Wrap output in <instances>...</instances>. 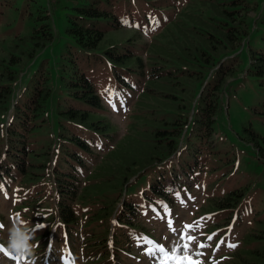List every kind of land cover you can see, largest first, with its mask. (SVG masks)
Here are the masks:
<instances>
[{
	"label": "trees",
	"instance_id": "1",
	"mask_svg": "<svg viewBox=\"0 0 264 264\" xmlns=\"http://www.w3.org/2000/svg\"><path fill=\"white\" fill-rule=\"evenodd\" d=\"M261 1L85 0L63 34L43 22L1 41L0 237L22 219L37 255L62 251L67 264H112V253L140 246L154 254L167 234L143 222L164 218L176 231L177 204L200 187L205 197L179 227L194 228L192 258L264 264L256 195L239 187L235 160L213 150L231 79L243 68L264 90V5L248 16ZM114 116L128 120L123 130ZM222 245L231 250L217 255Z\"/></svg>",
	"mask_w": 264,
	"mask_h": 264
},
{
	"label": "rangeland",
	"instance_id": "2",
	"mask_svg": "<svg viewBox=\"0 0 264 264\" xmlns=\"http://www.w3.org/2000/svg\"><path fill=\"white\" fill-rule=\"evenodd\" d=\"M84 1L85 0H0V42L6 40L5 43L6 46H8V40L13 35L17 33L26 35L30 33L35 26L43 22H52L55 31L59 34H63L68 26L67 18L72 13V9L78 5L86 4ZM263 5L264 0L260 2L259 12L252 11L248 16L252 19L256 18L257 13L261 16L264 10L261 11ZM258 32L260 33V31ZM255 36L256 34L252 36V39H254ZM4 56V54H0V58ZM229 63L230 59L227 61V64ZM241 63L243 65V62ZM28 67L30 68V65ZM239 72L236 78L231 79L230 82H232V86L230 85L228 90L221 96V108L216 116L215 141L217 145L213 150H221L223 153L227 152L228 154H225L223 157H229L235 160L237 164L235 174L238 180L249 186L251 194L253 192L254 195L258 193V200L261 201L259 204V211L261 214H264V90H262L261 87L254 88V81L245 77L243 68H241ZM216 77V73L210 78L206 77L208 80L206 89H212V84ZM114 118V122L118 125L120 130L121 128L123 130L128 120H125L122 116H114ZM213 157L215 162L220 158L219 156ZM221 166L220 172L226 171L224 178H229V169L225 168V165L222 163ZM220 172L216 175L218 176ZM189 183L190 182H188V184ZM244 185L240 184L239 187ZM230 189L231 187L228 181L223 183L222 186L212 190V195L224 193ZM194 192L196 199H187L184 204H177L175 211L177 215L174 220L178 228L176 231L166 228V220L164 218L161 219L156 217L152 220V223L149 221L143 222L146 228L154 225L167 234L166 239H159V241L163 240L167 247L166 249L169 251L186 243L185 240L181 239L180 224L190 215L194 206L201 203V200L205 197L200 187H197ZM251 224H253V222H251L250 225ZM10 226L11 224H6L7 228ZM239 227L238 232L241 234L243 230L247 231V229H249V224L245 221L239 225ZM257 227L260 230H264V224L262 223H259ZM111 234L112 233H109V236ZM4 237H6V232ZM193 247L195 248L194 244L189 250V255L194 249ZM144 250V246L130 248V252L133 253L134 256H115V258H112V264H161L160 252L147 254ZM230 250L231 248L222 245L221 250H219L220 253L217 252V255L226 254ZM61 255L62 253L59 252L58 257L55 255L53 259H48L47 255L37 256V264H53L54 260H59V256ZM138 255H140L139 258H137ZM70 258L74 259L73 256ZM77 258L80 262L85 263L83 258ZM2 260L3 258L0 257V261ZM64 263L65 262L60 260L59 264ZM3 264H29V262L16 260L4 261ZM168 264H175V261L169 259Z\"/></svg>",
	"mask_w": 264,
	"mask_h": 264
},
{
	"label": "clouds",
	"instance_id": "3",
	"mask_svg": "<svg viewBox=\"0 0 264 264\" xmlns=\"http://www.w3.org/2000/svg\"><path fill=\"white\" fill-rule=\"evenodd\" d=\"M5 231L6 237H0V264L16 260L37 264L38 241L31 223L17 219Z\"/></svg>",
	"mask_w": 264,
	"mask_h": 264
},
{
	"label": "snow or ice",
	"instance_id": "4",
	"mask_svg": "<svg viewBox=\"0 0 264 264\" xmlns=\"http://www.w3.org/2000/svg\"><path fill=\"white\" fill-rule=\"evenodd\" d=\"M198 223L199 222H197V224ZM36 227L37 228H44L45 225L37 224ZM169 227H170V229L172 227L171 221H169ZM185 229H186V231L181 236V239L185 240L186 243H184L183 245H180L178 248L172 249L171 251L166 249L163 245H160L158 247L157 251H159L161 253V264H168L169 259L175 261V264H200V261L194 260L192 258V255L188 254L189 250L192 248V245L196 241L195 237L188 234L189 232L194 231V228L192 225H186ZM212 238L213 237L211 235H209L207 237L208 240H212ZM221 243H223L222 240H221ZM229 246L235 247V245H229ZM198 247L199 248H205V247H208V245L206 243H199ZM194 255H202V253L196 252V253H194Z\"/></svg>",
	"mask_w": 264,
	"mask_h": 264
}]
</instances>
